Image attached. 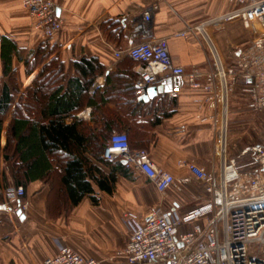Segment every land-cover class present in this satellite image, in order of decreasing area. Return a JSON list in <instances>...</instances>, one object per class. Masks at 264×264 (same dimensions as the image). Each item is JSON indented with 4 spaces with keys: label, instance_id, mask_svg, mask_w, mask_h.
Segmentation results:
<instances>
[{
    "label": "crops",
    "instance_id": "0c3cea01",
    "mask_svg": "<svg viewBox=\"0 0 264 264\" xmlns=\"http://www.w3.org/2000/svg\"><path fill=\"white\" fill-rule=\"evenodd\" d=\"M55 3L64 25L51 39L58 48L46 63L59 55L66 63L67 72L73 74L69 69L71 61L87 56L96 57L103 67L90 85L85 103L74 114L78 120L94 130L110 122L115 128L108 139L113 132H129L134 149H147L157 167L177 178L189 175L187 168L181 166L182 161H193L217 171L224 141L230 157L253 145L247 143L256 136L247 127L238 128L242 120L237 115L242 110L258 114L252 107L248 89L240 77L233 75L228 80L227 92L216 74L214 84H209L208 77L216 73V63L208 44L202 37L181 35L188 25H197L230 10L232 0H55ZM152 6L157 8L145 22L144 12ZM110 18L121 21L120 37L113 34L110 38L101 29L99 22ZM145 31L150 37L167 39L173 62L188 73H194L199 86L191 85L187 76L168 78L157 96L147 102L141 100L143 104L138 106L132 103L128 88L140 62L126 54L118 57L116 51L127 49L130 39L144 40ZM209 32L221 59L230 69L229 47L240 43L239 31L235 27L228 28L230 43L220 28L210 27ZM4 36L15 41L26 56L41 40L22 0H0V38ZM13 66V71L18 68L21 87L33 73L27 74L23 62L17 58ZM28 86L34 88L33 84ZM241 88L246 95L240 94ZM176 89L174 97L171 92ZM241 96L248 102L244 104ZM18 101L17 96L12 111ZM259 113L264 116V112ZM11 117L7 114L1 133L0 186L5 185L2 149ZM70 121L68 118L67 122ZM237 142L243 146H237ZM87 156L100 170L94 171L97 179L101 175H114L109 190L91 177L93 192L77 204L62 206L52 195L50 184L36 180L26 188L24 217L17 214L19 201L6 202L0 193V263L45 264L48 257L58 253L60 246H69L103 264H127L119 255L130 240L124 215L131 211L140 220L146 219L157 202L155 188L140 172L128 170L125 174L116 170L117 163L124 164L122 160L109 161L103 155L100 159ZM208 197L205 187L192 177L180 188L168 190L164 208L185 213L204 204ZM198 222L202 223L203 219ZM192 226L193 223H188L181 229L190 230Z\"/></svg>",
    "mask_w": 264,
    "mask_h": 264
},
{
    "label": "built area",
    "instance_id": "2783aa9c",
    "mask_svg": "<svg viewBox=\"0 0 264 264\" xmlns=\"http://www.w3.org/2000/svg\"><path fill=\"white\" fill-rule=\"evenodd\" d=\"M232 3L230 10L197 25H188L181 35L202 37L208 44L216 63V73L209 75V84H214L216 74L227 92L229 78L240 77L251 95L253 109L264 112V0H232ZM22 4L30 14L33 29L43 37H54L60 32L64 19L57 13L55 0H22ZM156 8L152 6L144 12L145 22L152 18ZM210 27L223 30L229 43L228 28L239 31L240 43L229 47L230 69L224 66ZM143 38L130 39L127 49L116 51L118 57L126 54L140 61L135 81L138 97L148 86L162 85L168 78L187 76L191 85L199 86L194 73L173 62L166 38L150 37L148 31ZM177 92L176 89L171 95L176 97ZM222 145L217 171L193 161H182L181 166L187 168L189 175L177 178L157 167L147 149L132 148L126 131L111 134L103 158L122 160L129 170L144 174L157 195L156 205L146 219L140 220L131 211L124 215L130 240L119 255L127 264H264V142L249 145L234 157L227 154L225 141ZM192 177L205 187L208 200L185 213L164 208L168 190L180 188ZM0 193L4 201H19L17 209L26 210L27 203L21 201L26 193L23 186L1 185ZM202 219V223L198 222ZM188 223H193L192 228L182 231ZM45 264L103 262L86 258L69 246H60Z\"/></svg>",
    "mask_w": 264,
    "mask_h": 264
},
{
    "label": "trees",
    "instance_id": "16d2710c",
    "mask_svg": "<svg viewBox=\"0 0 264 264\" xmlns=\"http://www.w3.org/2000/svg\"><path fill=\"white\" fill-rule=\"evenodd\" d=\"M99 25L110 38L113 34L120 37L123 33V25L117 18L102 19ZM52 38H42L27 56L15 41L5 36L0 38V150L3 121L21 93L18 74L13 71L14 59L23 62L27 74L44 63L33 82L34 88L29 87L21 94L10 119L2 149L3 180L7 186H23L25 191L30 182L45 181L50 184L55 200L67 206L68 203H79L86 194L93 192L91 177L102 188L110 189L109 182L115 180L114 175H101L97 179L94 171L100 170L87 155L102 158L108 136L115 127L106 122L105 126L94 130L74 115L85 103L88 89L103 67L96 57L87 56L71 61L69 69L74 71L73 74L67 72L66 63L59 55L46 63L58 48L51 42ZM137 78V74L133 76L128 88L136 106L143 104L136 94ZM68 118H71L70 122H67ZM127 134L131 145V136L129 132ZM115 169L125 174L129 170L121 162Z\"/></svg>",
    "mask_w": 264,
    "mask_h": 264
},
{
    "label": "rangeland",
    "instance_id": "374dc122",
    "mask_svg": "<svg viewBox=\"0 0 264 264\" xmlns=\"http://www.w3.org/2000/svg\"><path fill=\"white\" fill-rule=\"evenodd\" d=\"M28 12V11H27ZM29 13V12H28ZM29 16H30V14H29ZM30 19H31V17H30ZM31 22H32V20H31ZM64 25V24H63ZM63 27V26H62ZM62 29V28H61ZM35 30V32L37 33V35H39V37H41V39L42 38H46V37H43V35H42V33L40 32V31H38V30H36V29H34ZM24 53V52H23ZM24 54H26V53H24ZM25 56V55H24ZM48 60V59H47ZM46 60V61H47ZM44 63L43 64H39L37 67H36V69L34 70V72H33V76H31V79H29V81H25V83L24 84H22L21 85V87H20V90H21V93L18 95V99L20 98V96H21V94L22 93H24V91L27 89V87H29L28 85H30V84H33V82L37 79V77L39 76V74H40V72H41V70H42V68L44 67ZM224 66H225V68H229V67H227L225 64H224ZM18 69V68H17ZM16 69V70H17ZM16 70H14V71H16ZM32 74V73H31ZM20 80V79H19ZM20 82H21V80H20ZM239 92H240V94L242 95H246V93H245V90H243L242 88H241V90L239 89ZM241 98H242V96H241ZM241 101H243V103L245 104V103H247L248 101H247V99H246V97H243L242 98V100ZM16 106V105H15ZM14 109V108H13ZM253 113V112H252ZM250 114V113H248L247 111H241L240 112V115H237L238 116V118L240 119V120H242V123H241V125H240V127H238V128H248L249 130L248 131H250V132H252L253 133V135L254 136H256V138H255V140H254V138L251 140V142H249V143H247V144H255V143H262V142H264V116H263V114H261V113H259L258 112V114ZM14 114V111H12L11 109H10V111L8 112V115L9 116H11V115H13ZM7 116V115H6ZM5 121H6V117H5V119H4V121H3V128L5 127L4 126V123H5ZM237 125H238V123H237ZM252 127V128H251ZM241 128V129H242ZM253 136V137H254ZM245 138V137H244ZM237 146H243V145H241L240 143H238L237 142ZM238 149L239 148H241V147H237ZM10 186H12V185H10ZM2 195V194H1ZM22 201H24L25 202V199L23 198L22 199Z\"/></svg>",
    "mask_w": 264,
    "mask_h": 264
},
{
    "label": "water",
    "instance_id": "95a60500",
    "mask_svg": "<svg viewBox=\"0 0 264 264\" xmlns=\"http://www.w3.org/2000/svg\"><path fill=\"white\" fill-rule=\"evenodd\" d=\"M57 13H58V10H57ZM162 90H163V88L161 85H159V86H157V85L148 86L146 89V92L143 95H140L138 97V100H142V101L147 102L150 99L157 96L160 92H162ZM17 214L20 215L21 217H24V213L20 208L17 209Z\"/></svg>",
    "mask_w": 264,
    "mask_h": 264
}]
</instances>
